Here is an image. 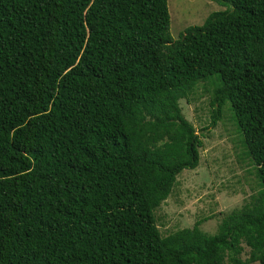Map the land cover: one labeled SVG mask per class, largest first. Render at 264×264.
I'll list each match as a JSON object with an SVG mask.
<instances>
[{
	"label": "trees",
	"instance_id": "16d2710c",
	"mask_svg": "<svg viewBox=\"0 0 264 264\" xmlns=\"http://www.w3.org/2000/svg\"><path fill=\"white\" fill-rule=\"evenodd\" d=\"M214 1L173 40L166 0H0V264H223L241 243L264 264V0ZM203 81L259 190L211 235L161 236Z\"/></svg>",
	"mask_w": 264,
	"mask_h": 264
},
{
	"label": "rangeland",
	"instance_id": "374dc122",
	"mask_svg": "<svg viewBox=\"0 0 264 264\" xmlns=\"http://www.w3.org/2000/svg\"><path fill=\"white\" fill-rule=\"evenodd\" d=\"M166 7L168 34L173 40L186 27L200 25L209 14L224 9L214 0H166ZM205 81L214 87L216 77ZM207 82L198 84L192 94L178 101L183 118L198 135L199 159L196 168L176 176L169 196L155 210V226L161 236L191 228L195 222L200 223V231L211 235L221 219L240 209L259 190L240 135L224 107L214 126L210 125L211 87ZM240 248L237 255H226L223 264H258L246 262L248 249L243 243Z\"/></svg>",
	"mask_w": 264,
	"mask_h": 264
}]
</instances>
